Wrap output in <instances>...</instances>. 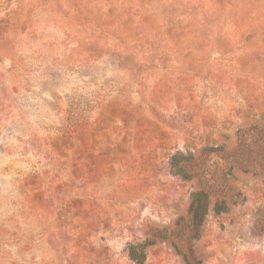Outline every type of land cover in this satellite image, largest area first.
Segmentation results:
<instances>
[{"label":"rangeland","instance_id":"rangeland-1","mask_svg":"<svg viewBox=\"0 0 264 264\" xmlns=\"http://www.w3.org/2000/svg\"><path fill=\"white\" fill-rule=\"evenodd\" d=\"M263 115L264 0H0V264H264L251 175L187 261L146 237L199 188L171 157L216 178Z\"/></svg>","mask_w":264,"mask_h":264},{"label":"trees","instance_id":"trees-1","mask_svg":"<svg viewBox=\"0 0 264 264\" xmlns=\"http://www.w3.org/2000/svg\"><path fill=\"white\" fill-rule=\"evenodd\" d=\"M264 115L253 128L241 129L237 134L235 145L226 151L227 161L217 170V177L208 179L207 163L202 155H185L175 153L169 162V169L173 176L185 181H196L199 188L192 193L187 217L177 222L173 227L153 226L146 234L151 244L167 243L185 261L187 249L191 241L199 239V233L211 211L216 215L224 214L236 206L239 194L231 184L236 174L251 175L264 183ZM253 132L249 140L245 137ZM233 147V148H232ZM131 250V258L139 264L143 258Z\"/></svg>","mask_w":264,"mask_h":264}]
</instances>
